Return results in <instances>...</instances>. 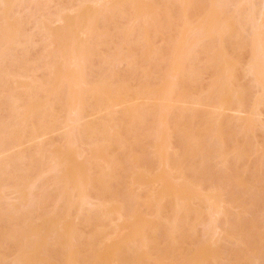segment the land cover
<instances>
[{"label":"rangeland","instance_id":"rangeland-1","mask_svg":"<svg viewBox=\"0 0 264 264\" xmlns=\"http://www.w3.org/2000/svg\"><path fill=\"white\" fill-rule=\"evenodd\" d=\"M213 1L0 0V264H264V0Z\"/></svg>","mask_w":264,"mask_h":264},{"label":"bare ground","instance_id":"bare-ground-1","mask_svg":"<svg viewBox=\"0 0 264 264\" xmlns=\"http://www.w3.org/2000/svg\"><path fill=\"white\" fill-rule=\"evenodd\" d=\"M210 1H212V0H210ZM208 2H209V0H208ZM213 2H215V0H214ZM213 2H211L212 5H213ZM219 2H221V1H219ZM263 2H264V1H263ZM221 3H222V2H221ZM221 3H220V4H221ZM209 4H210V2H209ZM216 4L218 5L219 3L216 1ZM209 6H210V5H209ZM213 6H214V5H213ZM215 7H216V6H215ZM218 7H219V5H218ZM216 8H217V7H216ZM254 9H255V7H253L252 10L255 11ZM261 9H262V6H261ZM212 10H214V9H212ZM253 11H251V12H253ZM251 12H250V10H249V14H250V15H253L254 12H253L252 14H251ZM211 13H212V12H211ZM213 13H214V12H213ZM208 14H209V12H208ZM249 14H248V15H249ZM259 14H260V13H259ZM212 16H213V15H212ZM259 16H260V15H259ZM213 17H214V16H213ZM247 17H250V16H247ZM252 18H253V17H252ZM260 18H262V20L264 21V5H263V9H262V12H261V16H260ZM248 19H249V18H248ZM211 20H213V19H211ZM249 20H250V19H249ZM252 21H253V20H252ZM252 21H251L250 23H254V22H252ZM263 24H264V23H263ZM207 26H208V25H207ZM261 26H263V25H261ZM215 28H216V27H215ZM263 28H264V26H263ZM263 28H262V29H263ZM207 29H208V28H207ZM258 30H259V28H258ZM200 31H201V30H200ZM200 31H199V34L202 32V31H201V32H200ZM259 31H262V30H259ZM259 31H256V33L259 32ZM263 32H264V31H263ZM263 32H262V33H263ZM204 33H205V32H204ZM260 33H261V32H259V34H260ZM199 34H198V35H199ZM257 34H258V33H257ZM257 34H254V35L257 36ZM262 35H263V34H262ZM256 36H255L256 39L254 38V39H255V40H254V43L257 41V38H258L260 35H258V37H256ZM259 38H260L259 41H261V40H262L261 37H259ZM259 38H258V39H259ZM259 41H257V42H259ZM180 42H182V40H181ZM184 42L186 43V41H184ZM187 42H188V41H187ZM257 42L255 43V45H253V46H254V49H253V50H255L256 45H257V46L259 45ZM262 43H263V41L260 42V45H261ZM180 44H181V43H180ZM180 44H179V45L176 44L177 47H178V46L183 47V46H181ZM260 45L258 46V48L260 47ZM263 45H264V44H263ZM184 46H185V44H184ZM175 48H176V47H175ZM177 49H181V48H177ZM183 49H186V46H185ZM183 49L181 50V52L178 51L179 53L177 52V54H175V53H176V49H175V52H173V55L175 54V57H176V58H174V62H175V63L177 62V63H176V66L178 65L177 68L180 67V65L182 64V63H181V60H183L182 58H185L184 56H187V55H188V50H187V54H185L186 52H184V51H186V50L183 51ZM187 49H189V48L187 47ZM259 50H261V48H259ZM259 50H258V51H259ZM173 51H174V50H173ZM258 51H257V52H258ZM253 52H255V51H253ZM257 52H256V53H257ZM183 53H184L185 55H184ZM258 53H259L260 55H259ZM258 53H257V54H254V53H253V54H254V55H253V56H254L253 58H255L254 60H255L256 63H255L254 60H253L254 63L251 64V65H253V66L251 67L252 69H251V68H250V69H251V72H253V74H256V75H255V76H257V80H256V82H257L258 80H259L258 82H260V83H258V85L262 83V86H261V87L264 88V86H263V83H264V82H263V80H264V79H263V78H264V77H263V76H264V54H263V51L258 52ZM176 59H177V60H176ZM185 59H186V58H185ZM251 60H252V59H251ZM179 62H180L181 64H180ZM251 65H250V66H251ZM176 66H174V67H176ZM177 68H175V69L177 70ZM176 70H174V71L177 72L178 70H177V71H176ZM179 70H180V69H179ZM251 72H250V73H251ZM177 73H178V72H177ZM251 74H252V73H251ZM259 75H260L261 78L259 77ZM253 76H254V75H253ZM258 77H259V78H258ZM68 81H70V80H68ZM68 81H67V82H68ZM261 81H262V82H261ZM71 82H73V81H70V82H69L70 85H71ZM69 83H68V85H69ZM70 85H69V86H70ZM170 86H171V85H169V87L167 86L168 88L166 87L167 90L170 88ZM173 88H174V87L172 86V87L170 88V91H167V92L170 93V94H168L167 92H166V93H167V94H166V93H165L166 90H164V88H163V91L160 90V91H161V94H160V91H158V95H159V96L161 95L160 100H163V102H164V100H165L166 102H168V99H169V101H170V100H171V96H170V95L172 94V89H173ZM263 88H261L262 91L264 90ZM163 92H164V93H163ZM156 93H157V92H156ZM162 93H163V94H162ZM58 94H59V93H58ZM71 94H72V93H71ZM71 94H69V95H71ZM153 94H155V93H153ZM67 95H68V94H67ZM173 95H174V93H173ZM59 96H60V95H59ZM152 96L154 97L155 95H152ZM159 96H157V99H159V98H158ZM66 97H67V96H66ZM71 97H73V96H71ZM74 97H75V96H74ZM74 97H73V98H74ZM155 97H156V96H155ZM162 97H163V98H162ZM161 98H162V99H161ZM66 99H68V98H66ZM172 99H173V97H172ZM61 100H65V99H61ZM61 100H60V101H61ZM74 100H75V99H74ZM76 100H77V98H76ZM68 104H69V103H68ZM71 104H72V103H71ZM76 105H77V104H76ZM74 106H75V104H74ZM64 107L67 108L68 105H67V107H66V106H64ZM75 107H76V106H75ZM78 107H79V105H78ZM71 108H73L72 105H71ZM71 111H73V110L70 109V112H71ZM74 111H75V112H76V111H77V112H79V111L81 112V110H79V108H77V110L74 109ZM74 111H73V112H74ZM68 112H69V111H68ZM70 112H69V113H70ZM73 112H72V113H73ZM72 113H71V114H72ZM74 114H75V113H74ZM76 114H77V113H76ZM78 115L80 116V118L84 117V115L82 116V114H81V115L78 114ZM79 116L76 117V122H79V120H81V119H79ZM83 119H84V118H83ZM74 125H75V124H74ZM86 126H87V127H85V128H87V132L89 133V130L91 131V130H92V127H90L91 125H90V126H89V125H86ZM70 140H71V139H70ZM12 142L15 143V142H17V141L15 140V141H12ZM3 143L6 144L7 142H3ZM10 143H11V142H10ZM5 144H3V145L5 146ZM12 144H13V143H11V144L9 145V147H7V148H11L10 146H11ZM6 145H7V144H6ZM15 146H17V145L15 144ZM1 148H2V147H1V145H0V149H1ZM4 149H6V148H3L2 150L4 151ZM0 152H2V151H0ZM4 153H5V152H4ZM52 161H53V160H52ZM54 161L56 162V158L54 159ZM54 161H53V162H54ZM1 165H2V164H1ZM55 165L58 166L56 163H55ZM55 165H54V167H55ZM61 165H62V164H61ZM54 167H52V169H53ZM57 168H58V167H57ZM0 169H2V168H0ZM55 170H56V169H55ZM55 170H54V171H55ZM52 171H53V170H52ZM24 180H25V179H24ZM24 183L26 184V180H25ZM24 183H23L22 185H24ZM83 195H84V194H83ZM83 195L81 194L80 197H82ZM85 196H86V195H85ZM84 199H85V198L83 197V198H82V201H83ZM83 202H84V201H83ZM214 203H215V202H214ZM209 206H210V205H209ZM212 206H213V205H212ZM212 206H211V207H212ZM215 207H216V210H218L216 205H215ZM215 212H216V211H215ZM218 213H219V212H218ZM219 215H221V213H220Z\"/></svg>","mask_w":264,"mask_h":264}]
</instances>
